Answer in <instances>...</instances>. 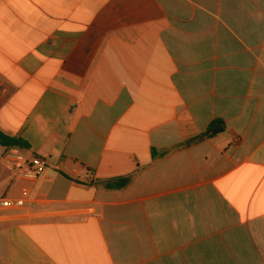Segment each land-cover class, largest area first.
Segmentation results:
<instances>
[{"label":"crops","instance_id":"crops-1","mask_svg":"<svg viewBox=\"0 0 264 264\" xmlns=\"http://www.w3.org/2000/svg\"><path fill=\"white\" fill-rule=\"evenodd\" d=\"M0 77V264H264V0H0Z\"/></svg>","mask_w":264,"mask_h":264},{"label":"built area","instance_id":"built-area-1","mask_svg":"<svg viewBox=\"0 0 264 264\" xmlns=\"http://www.w3.org/2000/svg\"><path fill=\"white\" fill-rule=\"evenodd\" d=\"M3 79L0 77V94L3 92ZM4 160L14 166L22 165L23 179L36 182L47 170V161L42 157L27 159L25 156L7 148L4 154ZM23 197L17 199H0V215L9 211H21L27 206L28 191L24 190Z\"/></svg>","mask_w":264,"mask_h":264},{"label":"trees","instance_id":"trees-1","mask_svg":"<svg viewBox=\"0 0 264 264\" xmlns=\"http://www.w3.org/2000/svg\"><path fill=\"white\" fill-rule=\"evenodd\" d=\"M225 131H226L225 123L220 119L214 120L203 134H201L194 140L187 142L186 145H190L192 143H197L206 139L214 138L217 135L224 133ZM0 145L10 149L29 148V145L24 140L16 137H9L3 134L1 131H0ZM131 181H132L131 178H119L117 180L106 182L105 186L106 188L111 190L124 189L131 183Z\"/></svg>","mask_w":264,"mask_h":264},{"label":"bare ground","instance_id":"bare-ground-1","mask_svg":"<svg viewBox=\"0 0 264 264\" xmlns=\"http://www.w3.org/2000/svg\"><path fill=\"white\" fill-rule=\"evenodd\" d=\"M12 149V148H11Z\"/></svg>","mask_w":264,"mask_h":264}]
</instances>
